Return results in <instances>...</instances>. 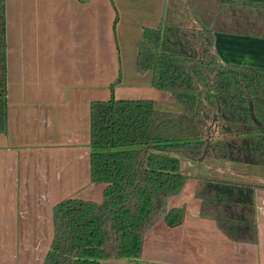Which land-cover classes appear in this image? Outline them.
<instances>
[{
    "label": "crops",
    "instance_id": "1",
    "mask_svg": "<svg viewBox=\"0 0 264 264\" xmlns=\"http://www.w3.org/2000/svg\"><path fill=\"white\" fill-rule=\"evenodd\" d=\"M186 2L193 25L214 29L220 18L227 25L238 14L248 16L241 8L221 14L217 0ZM171 3L180 0H7L9 109L7 131L0 133V264H44L54 238L55 206L68 198L103 200L105 184L91 178V104L109 100L119 77L116 99L175 103L169 92L152 86L151 71L137 69L144 29L157 27ZM176 12L172 19L180 21ZM249 13L251 25L264 26L262 12ZM215 51L224 64L264 69V33L216 31ZM191 167L183 161L190 177L168 201L170 208H185L183 222L170 227L159 220L147 232L140 257L102 264H264V188L254 196L255 235L235 239L217 219L202 214ZM205 168L264 184V172L239 171L229 163Z\"/></svg>",
    "mask_w": 264,
    "mask_h": 264
},
{
    "label": "trees",
    "instance_id": "2",
    "mask_svg": "<svg viewBox=\"0 0 264 264\" xmlns=\"http://www.w3.org/2000/svg\"><path fill=\"white\" fill-rule=\"evenodd\" d=\"M264 6L251 0H221ZM230 27V26H229ZM168 14L145 28L137 69L180 107L160 111L152 99L91 104V178L105 184L101 202L68 198L54 208V238L44 264H102L140 257L147 232L159 220L180 225L185 208H170L196 170L204 216L232 238L256 232L255 191L264 184L210 174L205 166L264 172V69L221 62L215 32ZM7 0H0V133L8 128ZM191 167V168H192ZM190 169V168H189ZM192 170V171H194Z\"/></svg>",
    "mask_w": 264,
    "mask_h": 264
},
{
    "label": "rangeland",
    "instance_id": "3",
    "mask_svg": "<svg viewBox=\"0 0 264 264\" xmlns=\"http://www.w3.org/2000/svg\"><path fill=\"white\" fill-rule=\"evenodd\" d=\"M218 4L221 5L220 7L224 9V12H222L221 14H230L232 9L234 8H241L244 11V15H248V16H244L242 17L240 14L237 15V19H234L233 21H229L230 23H228L226 25V23L228 21H226L223 18L218 19V22L216 23L215 27L216 28H220L221 26L225 25L227 28L229 29H234L237 31H252V32H259V33H264V26H261V24L259 25H251L250 24V13H263L264 14V6H259V7H251V6H236V3L234 2H222L221 0H217ZM191 6L189 7V5L187 4L186 0H180V3L178 4H174L171 3L168 6V16L172 19V14H173V10L174 12H176V15L180 18L179 20L182 21L183 23L187 24V25H193L192 23L194 22V19H191L190 17V9ZM223 11V10H221ZM185 12V13H184ZM192 12V11H191ZM227 17V16H226ZM177 19V18H175ZM172 19V20H175ZM228 19V17L226 18ZM201 24H196L197 27H200ZM230 25V27H229ZM156 107L158 110L160 111H167V112H177L179 110V106L177 104H173L171 106L170 103L167 104H156Z\"/></svg>",
    "mask_w": 264,
    "mask_h": 264
}]
</instances>
